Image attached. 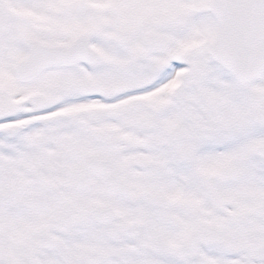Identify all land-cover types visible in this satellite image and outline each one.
Returning <instances> with one entry per match:
<instances>
[{"label": "snow or ice", "instance_id": "1", "mask_svg": "<svg viewBox=\"0 0 264 264\" xmlns=\"http://www.w3.org/2000/svg\"><path fill=\"white\" fill-rule=\"evenodd\" d=\"M0 264H264V0H0Z\"/></svg>", "mask_w": 264, "mask_h": 264}]
</instances>
